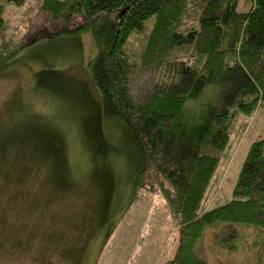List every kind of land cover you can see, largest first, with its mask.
I'll return each mask as SVG.
<instances>
[{
	"label": "trees",
	"instance_id": "1",
	"mask_svg": "<svg viewBox=\"0 0 264 264\" xmlns=\"http://www.w3.org/2000/svg\"><path fill=\"white\" fill-rule=\"evenodd\" d=\"M247 1L249 10L240 13V0H43L42 10L64 25L52 38L91 33L96 44L95 57L82 67L86 80L50 69L36 75L35 86L38 93L84 108L79 138L90 156L89 186L73 177L64 132L27 110V122H18L16 132L0 141V194L22 201L31 194L28 184H37L39 196L23 204L41 216L79 197V218L93 215L80 234L110 224L109 239L119 223L108 222L119 189L115 159L124 163L115 144L128 136L138 173L124 212L146 176L154 175V190L179 225L178 249L166 264H209L196 251L209 228L219 230L217 239L221 231L229 233L223 243L232 250L242 231H250L244 228L264 233V140L252 145L233 200L204 205L220 162L212 153L227 148L234 120L251 116L264 101V0ZM24 3L0 0V70L15 60L3 40L4 8ZM75 17L82 24L71 29ZM133 37L141 39L135 52L129 49ZM138 67L157 71L146 102L131 95L130 75ZM1 211L0 252L25 251L32 226L7 229Z\"/></svg>",
	"mask_w": 264,
	"mask_h": 264
},
{
	"label": "rangeland",
	"instance_id": "2",
	"mask_svg": "<svg viewBox=\"0 0 264 264\" xmlns=\"http://www.w3.org/2000/svg\"><path fill=\"white\" fill-rule=\"evenodd\" d=\"M42 3L43 0H25L20 7L7 5L4 8L6 30L3 40L9 44L15 60L0 70V141L10 132H16L18 122H27L28 112L52 120L67 137L73 177L82 186H87L92 166L79 138V120L84 108L79 102L73 105L50 94L38 93L35 86L36 75L50 69L86 80L82 67L95 57L96 44L91 33L80 38H52L64 25L45 13ZM249 7L247 0H240L238 11L245 13ZM81 24V19L75 17L70 27L74 29ZM140 44L141 39L133 37L130 51H138ZM156 79L155 68L133 69L130 75L132 97L146 102L153 93ZM261 140H264V101L251 116H238L233 122L227 148L212 153L220 158V162L205 196L206 209L233 200V190L251 147ZM115 147L124 154V163L115 159L117 169H113L119 189L114 200L113 218L108 222L119 223L112 236L105 239L110 224L97 233L90 226L88 231L80 234L85 220L93 215L88 212V216L79 218L84 202L79 197L65 199L46 215L33 213L30 205L23 203L30 196H39L38 186L28 184L31 191L28 199L22 197V201H11L9 194H0V215L2 209L8 221L7 229L24 223L31 225L32 243L25 251H1L0 264H166L174 258L179 245V225L165 200L154 190L157 185L154 175L146 176L136 200L124 212L132 192L131 182L138 173V157L128 136H124V143L116 142ZM244 229L250 231H242L232 250L223 243L229 233L221 231L220 239H217L215 234L219 230L209 228L196 251L209 264H264V246L258 242L264 239V233L258 229Z\"/></svg>",
	"mask_w": 264,
	"mask_h": 264
}]
</instances>
